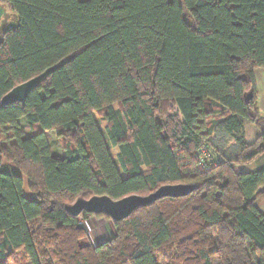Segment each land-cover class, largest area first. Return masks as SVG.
<instances>
[{"label": "trees", "instance_id": "1", "mask_svg": "<svg viewBox=\"0 0 264 264\" xmlns=\"http://www.w3.org/2000/svg\"><path fill=\"white\" fill-rule=\"evenodd\" d=\"M0 6L11 15L0 28V264H264L255 204L264 133L249 144L242 132L244 120H262L254 70L264 68V0ZM53 66L23 103L2 104ZM33 174L39 181L26 183ZM169 184L195 188L118 222L66 210L77 198L146 196ZM92 217L113 233L82 244L78 219L92 226Z\"/></svg>", "mask_w": 264, "mask_h": 264}, {"label": "water", "instance_id": "2", "mask_svg": "<svg viewBox=\"0 0 264 264\" xmlns=\"http://www.w3.org/2000/svg\"><path fill=\"white\" fill-rule=\"evenodd\" d=\"M56 66L50 67L41 74L17 85L2 98L3 105L13 103H23L27 96L36 89L47 76H49ZM195 188L193 184H169L162 185L149 195L142 196L131 194L118 200H113L109 196H92L88 199L77 198L72 204L66 206V210L73 216H78L82 212L92 214H103L113 221H122L129 217L133 211L139 207H146L151 203L165 197H185Z\"/></svg>", "mask_w": 264, "mask_h": 264}, {"label": "crops", "instance_id": "3", "mask_svg": "<svg viewBox=\"0 0 264 264\" xmlns=\"http://www.w3.org/2000/svg\"><path fill=\"white\" fill-rule=\"evenodd\" d=\"M254 79L256 85V104L259 116L262 118V120L259 123H254L246 120L243 121V136L245 141L249 144L255 140L256 136L264 133V68H256L254 70ZM249 168L250 167L243 166L241 169L243 171H248ZM255 204L260 212L264 215V190L256 196ZM90 221L92 224V237L89 238V243L95 245L98 242L96 231L109 226V222L104 218L97 217L90 218ZM108 231H111L110 227L108 228Z\"/></svg>", "mask_w": 264, "mask_h": 264}, {"label": "rangeland", "instance_id": "4", "mask_svg": "<svg viewBox=\"0 0 264 264\" xmlns=\"http://www.w3.org/2000/svg\"><path fill=\"white\" fill-rule=\"evenodd\" d=\"M1 7V6H0ZM9 10V9H8ZM4 14H2V16H0V17H2V18H0V28H3V26H4V24H5V21L6 20H8L9 21V19L8 18H10L11 17V15L8 13V12H6V10L4 9ZM11 21V20H10ZM96 118H97V122H98V124H99V126L101 127V128H103L104 126H105V123L101 120V118H100V116L99 115H96ZM22 125H23V127H24V131H25V135L27 136V135H30V134H32L34 131H32V130H30L27 126H26V124H25V122L22 120ZM49 135H48V138H49V140H50V143H51V152H52V154L53 155H59V156H63V146H62V144H61V141L57 138V136L55 135V133L54 132H47ZM228 144H231V143H233L234 141H233V139H229L228 138ZM254 142V141H253ZM110 152H111V154L113 155V157L116 155V153H117V149L116 148H110ZM194 155H196V153L194 154ZM185 157H183V160L182 161H184L181 165H182V169L184 170V171H186L187 170V168L189 169V165H188V163H190V160L188 159V160H185L184 159ZM2 162H4V163H9L8 162V160H6L5 158H2ZM25 173V172H24ZM26 174V173H25ZM24 180H25V182L27 183V182H35V183H37L39 180H38V175H36V174H33L32 175V178H29V177H27L26 175H24ZM109 226H106L105 228H103V229H99L98 231H96V233H97V236H98V242L97 243H101V242H105L106 240H108L109 238H110V236H111V234L112 233H110V232H112V226H111V224L109 223L108 224ZM91 226V225H90ZM92 227V226H91ZM111 228V231H108V228ZM89 237H92V235H90ZM89 240V238L87 239V238H83L82 240H81V243L82 244H84V243H86V244H88L89 242H90V240ZM95 242V241H94Z\"/></svg>", "mask_w": 264, "mask_h": 264}, {"label": "built area", "instance_id": "5", "mask_svg": "<svg viewBox=\"0 0 264 264\" xmlns=\"http://www.w3.org/2000/svg\"><path fill=\"white\" fill-rule=\"evenodd\" d=\"M78 221H79L80 225L85 229L87 236L89 237L91 235V232H92V228H91L89 222L87 220L82 219V218H79Z\"/></svg>", "mask_w": 264, "mask_h": 264}]
</instances>
